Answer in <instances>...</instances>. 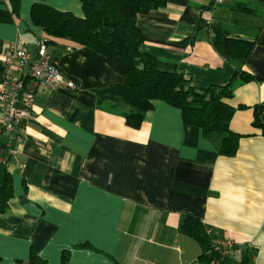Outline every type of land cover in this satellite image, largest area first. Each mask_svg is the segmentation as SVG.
I'll return each mask as SVG.
<instances>
[{"label": "crops", "instance_id": "obj_1", "mask_svg": "<svg viewBox=\"0 0 264 264\" xmlns=\"http://www.w3.org/2000/svg\"><path fill=\"white\" fill-rule=\"evenodd\" d=\"M34 3L83 15L81 0H20L16 13L0 0V81L11 41L20 36L36 55L46 37L30 19ZM136 26L159 70L182 71L195 88L229 84V127L245 134L237 150L221 154L216 136L162 100L138 128L127 125L126 108L96 95L123 77L91 48L55 40L47 51L57 50L77 87L38 86L13 154L2 139L12 195L0 213V264H29L32 252L47 264H201L204 249L180 231L185 216L233 240L236 257L254 250V264H264V132L252 127L264 105V0H166ZM229 38L253 42L246 81L228 57Z\"/></svg>", "mask_w": 264, "mask_h": 264}, {"label": "trees", "instance_id": "obj_2", "mask_svg": "<svg viewBox=\"0 0 264 264\" xmlns=\"http://www.w3.org/2000/svg\"><path fill=\"white\" fill-rule=\"evenodd\" d=\"M9 2L16 13L20 0ZM165 3L166 0H81V17L44 3H34L30 9V19L45 32L48 45L63 39L75 46L91 48L123 77L122 83L98 89L96 95L98 102L108 104L112 109L126 108L123 113L127 125L138 128L145 112L152 108L153 101L162 100L180 109L186 124L200 127L205 135L216 136L221 154L232 155L237 150L239 139L245 134L229 127L236 110L227 101L232 95L229 84L195 88L182 71H161L157 68L156 59L142 52L143 40L136 26L137 15ZM220 33L223 32L216 30L218 43ZM226 48L228 57L236 63V74L244 81L252 78L242 71L241 65L250 54L253 42L229 38ZM51 56L58 62L55 48ZM252 127L264 132V105L255 106ZM11 195L12 179L3 164L0 171V213L7 208ZM180 231L204 249L198 257L201 264H227L226 258L211 249L212 237L206 234L198 219L185 216ZM242 262L251 264L250 254L242 258ZM29 264L47 262L32 252Z\"/></svg>", "mask_w": 264, "mask_h": 264}, {"label": "built area", "instance_id": "obj_3", "mask_svg": "<svg viewBox=\"0 0 264 264\" xmlns=\"http://www.w3.org/2000/svg\"><path fill=\"white\" fill-rule=\"evenodd\" d=\"M220 5L224 0H212ZM37 53L31 55L24 41L17 36L11 41L2 55L3 71L0 81V171L7 155L2 152V139H6L9 151L13 154L21 139V127L31 115L38 86L55 88L64 84L69 89L77 87L76 82L67 76L59 63L47 51L44 37L37 38ZM211 249L227 259V264H243L236 257L234 243L224 237H212ZM254 250L250 252L253 264Z\"/></svg>", "mask_w": 264, "mask_h": 264}, {"label": "rangeland", "instance_id": "obj_4", "mask_svg": "<svg viewBox=\"0 0 264 264\" xmlns=\"http://www.w3.org/2000/svg\"><path fill=\"white\" fill-rule=\"evenodd\" d=\"M228 240L234 243V241H233V240H231V239H228ZM254 256H255V254H254ZM253 264H254V262H253Z\"/></svg>", "mask_w": 264, "mask_h": 264}]
</instances>
